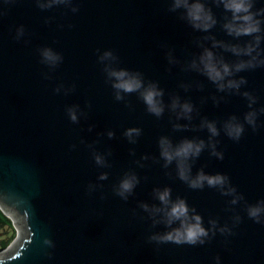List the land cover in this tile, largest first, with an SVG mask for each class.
Here are the masks:
<instances>
[{"label": "water", "instance_id": "95a60500", "mask_svg": "<svg viewBox=\"0 0 264 264\" xmlns=\"http://www.w3.org/2000/svg\"><path fill=\"white\" fill-rule=\"evenodd\" d=\"M200 2L216 20L209 32L193 30L182 9L172 10V0H71L44 9L36 0L0 2V210L16 231L0 250V264H264V214L260 223L247 214L249 207H264V0H249L260 31L240 37L224 30L230 12L215 0ZM213 40L224 45L212 49L218 60L253 65L233 73V80H244L238 90L218 92L190 67ZM233 47L254 51L224 50ZM45 48L61 57L54 68L41 61ZM104 52L115 59L101 63ZM106 65L155 83L164 113L149 114L139 92L121 93L117 101ZM177 97L193 105L190 122L170 109ZM72 107L77 123L68 117ZM249 112L256 115L254 127L245 122ZM202 121L215 123L212 143L223 158L205 147L190 162L191 174L227 177L234 196L207 185L189 188L175 163L163 167L159 138L207 145ZM229 121L243 126L238 140L225 134ZM129 128L141 130L134 144L123 135ZM95 154L105 166L95 163ZM129 173L139 183L123 200L115 188ZM163 188L195 209L205 228L212 220L227 231L195 246L150 240L171 229L154 225L140 205L161 207L154 189Z\"/></svg>", "mask_w": 264, "mask_h": 264}, {"label": "clouds", "instance_id": "9594fccd", "mask_svg": "<svg viewBox=\"0 0 264 264\" xmlns=\"http://www.w3.org/2000/svg\"><path fill=\"white\" fill-rule=\"evenodd\" d=\"M0 2H10V0H0ZM218 6H222L226 12L231 13V22L224 25V30L227 35L240 37L248 36L258 33L260 31L259 21L251 12V4L249 0H215ZM37 6L41 9L51 8L56 5L69 4L71 0H36ZM182 9L184 12V19L190 24L195 31L209 32L216 24L210 9H206L200 0H172V10ZM75 11V9H73ZM23 35V28L20 27L16 31L17 39ZM258 42V40H257ZM214 48H224V45L213 40L210 47L204 48L200 55L194 60L190 67L202 75H204L212 84L216 85L218 92H223L225 89L238 90L240 85L244 83L243 79L239 81L233 80L231 77L234 72L243 71L246 66L251 67V64L229 65L222 60H218ZM230 51L233 55L251 56L254 48H248L241 52L239 49L233 47L231 49H224ZM41 61L49 68H54L61 61V57L55 54L51 49L45 48L40 52ZM111 52H104L99 57L101 63L105 61H113ZM173 61L169 59V63ZM107 78L111 81V87L115 92V99L120 101L123 99L121 93L129 94L139 92L140 99L146 106L149 114L159 118L165 110L162 101L163 91L158 88L155 83L145 84L140 78L139 74L129 73L125 70H117L110 66H105ZM57 93L61 88L55 89ZM247 96V94H244ZM251 104L255 101L249 98ZM170 109L175 112L177 120L191 121L192 113L194 111L193 105L190 102H181L177 97L170 102ZM78 109L72 107L68 109V117L71 122L77 123ZM245 122L249 126H255L256 115L254 112H249L245 116ZM179 124L174 125L175 129H180ZM201 127L205 128L209 135V142L206 145L203 140L183 139L179 143H173L167 137H160L158 140L159 157L164 162L163 167L167 168L169 165L175 163L177 178L187 183L189 188L202 189L205 185L210 188H218L221 194L225 196H234L235 190L228 187L227 177L217 174L214 176L206 175L203 171L197 172L195 176L191 174V161L197 159L205 147L210 149V154L217 159H222V154L215 150V145L212 143V138L216 137L219 132L214 122L202 121ZM243 132V126L239 123L229 121L225 124V134L233 139L238 140ZM109 139L112 138L113 133H107ZM130 144L136 142V138L141 135L139 128H129L123 133ZM98 166H105V158L99 154L93 157ZM144 159V158H142ZM99 180L107 179V174H101ZM139 183L137 176L134 173L125 174L115 188V194L123 200L133 193L136 185ZM154 198L159 201L161 207H149L147 204H142V210L149 214L153 224L163 223L166 228L171 229L163 234H157L150 237V240L156 242H172L175 244H187L190 246L203 245L210 233L215 231L225 232L226 228H217L215 221L210 220L208 227L205 228L201 216L196 214L195 209H189L185 200L177 198L172 200L170 198V189H154ZM232 204L237 203L234 197L231 200ZM247 214L250 219L255 222H261V216L264 214V207L257 205L249 207Z\"/></svg>", "mask_w": 264, "mask_h": 264}, {"label": "trees", "instance_id": "16d2710c", "mask_svg": "<svg viewBox=\"0 0 264 264\" xmlns=\"http://www.w3.org/2000/svg\"><path fill=\"white\" fill-rule=\"evenodd\" d=\"M0 229L4 230L7 237L0 241V250H4L13 242L16 237V231L13 228L12 222L8 218H3L0 214Z\"/></svg>", "mask_w": 264, "mask_h": 264}, {"label": "rangeland", "instance_id": "374dc122", "mask_svg": "<svg viewBox=\"0 0 264 264\" xmlns=\"http://www.w3.org/2000/svg\"><path fill=\"white\" fill-rule=\"evenodd\" d=\"M1 216L7 218V216L0 210ZM7 237V234L4 233L3 229H0V241L4 240Z\"/></svg>", "mask_w": 264, "mask_h": 264}]
</instances>
